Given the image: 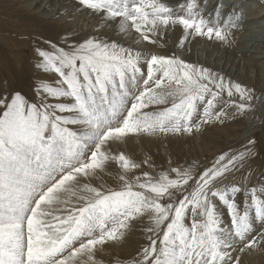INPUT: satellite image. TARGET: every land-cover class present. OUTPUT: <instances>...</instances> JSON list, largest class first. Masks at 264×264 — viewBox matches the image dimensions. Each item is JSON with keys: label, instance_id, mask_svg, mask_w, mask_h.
Instances as JSON below:
<instances>
[{"label": "snow or ice", "instance_id": "obj_1", "mask_svg": "<svg viewBox=\"0 0 264 264\" xmlns=\"http://www.w3.org/2000/svg\"><path fill=\"white\" fill-rule=\"evenodd\" d=\"M264 2V0H262ZM70 29L32 40L31 96L0 92V264H250L264 257V172L249 135L208 164L158 165L127 151L142 139L194 138L237 119L264 123V94L183 59L186 45L232 43L239 15L197 0H70ZM181 30L175 50L168 38ZM111 31L122 39H110ZM107 178V179H106ZM256 179V183L251 181ZM111 180V183L108 181Z\"/></svg>", "mask_w": 264, "mask_h": 264}, {"label": "rangeland", "instance_id": "obj_2", "mask_svg": "<svg viewBox=\"0 0 264 264\" xmlns=\"http://www.w3.org/2000/svg\"><path fill=\"white\" fill-rule=\"evenodd\" d=\"M179 2H181V0H168V3L172 6H176ZM197 3L203 7L204 15L206 17L210 13L214 14L217 7L220 6L222 22L227 19L229 15L240 16V19L236 21L237 28L232 29V43L230 45H223L220 42L215 41H206V39H197L206 42L207 45L209 44L210 46L217 47L222 52H228L226 55L223 53V57L234 55L232 59L237 62L236 65H238V63L239 65L242 64L241 66L238 65L239 68L236 70H238L240 74L242 72L246 79L244 77V80H240L234 76H228L227 73L214 68L212 63L211 65H207L204 62H200L199 55L196 56L194 54V56H190L193 60L187 61L185 57L186 52L188 55L192 52L195 53L193 46L197 44L198 40L194 42V45H192L193 41L191 44H188L190 48L186 45L187 48L185 49V54H183V59L187 62L209 67L222 74L224 73L226 77H230L236 82H240L241 84L253 88L257 95L264 94V2H262V0H197ZM253 3H255L254 7L252 5ZM0 4V92H3L5 88H7L8 91L22 89L25 93L31 96L30 87L33 81H38L40 74L33 68L32 40L20 39L19 37L21 35H26L28 37L38 35L56 40L62 33L73 28L76 29V27L67 26L64 23L56 22L54 19L46 18L42 16V14H37L34 11L35 9L33 10L25 7V5H23L21 1L19 2V0H0ZM246 5H248V8L250 9L247 8V10H243ZM257 12H259V16H257L260 19H255L256 16L253 15ZM12 23H14V25ZM174 33H179L180 37L181 30L176 29ZM86 34V32H82L76 38L79 39ZM249 34L251 35V38H246L245 36ZM4 35L10 41H3ZM242 38H244V40ZM250 39L251 41H247ZM172 40L173 39L171 38L168 39L169 42ZM172 42L168 43V48L165 50L166 53L164 54H170L175 50V47H173L174 41ZM196 48L197 47H195V49ZM15 56L19 57L20 62L16 61ZM245 60L248 61V65ZM253 61L254 63H252ZM262 69L263 72L261 71ZM244 70L246 71L243 73ZM258 71L261 72V74ZM262 79L263 82L261 83ZM256 116H258L261 121H264V106L260 107L256 112ZM249 135H253L257 138V148L260 152V155L251 162L255 177L258 173L264 172V123L256 121L249 123L248 120L242 118L227 122L223 126L210 127L202 135L194 138L170 139L166 144L165 142L156 140V145L153 147L148 148L147 146L135 150L132 146L128 145L127 148L131 151H127L135 154V158L138 160L143 158L142 155L149 154L158 165L166 166L167 156H171L174 162L182 163L184 161L191 162L192 160H196L200 164H208L217 156V154L228 150L230 147H238ZM196 144L200 146H196ZM108 182L111 183V180ZM251 183L255 184L256 179L253 178ZM136 243L137 240L134 234L129 238L128 243L125 246L110 249L109 253L102 256V259L106 261V264H113V261L116 258L126 259L135 251ZM254 259L258 260L259 264H264V257L259 255L251 257L250 264H254Z\"/></svg>", "mask_w": 264, "mask_h": 264}, {"label": "bare ground", "instance_id": "obj_3", "mask_svg": "<svg viewBox=\"0 0 264 264\" xmlns=\"http://www.w3.org/2000/svg\"><path fill=\"white\" fill-rule=\"evenodd\" d=\"M14 1V0H13ZM22 2V4L23 5H25V7H27V8H31V9H35L34 11H35V13H37V14H42V16H44V17H46V18H49V19H54V20H56V22H60V23H64V24H66L67 26H72V27H76V29H80V28H83L85 31L84 32H86V33H88V32H91L92 31V27L94 26V24H95V21L94 20H91V19H89V18H87V14L85 13V14H83V15H80V16H78V18H77V20L74 22V23H69L68 22V15H70L71 14V8L69 7V3H70V0H19V2ZM11 4V3H10ZM1 5V4H0ZM253 5V7L255 6V3H253L252 4ZM18 7H19V5H18ZM247 8H248V5H246V6H244V8H243V10L244 9H246L247 10ZM16 9V8H15ZM248 9H250V8H248ZM257 9H259V8H257ZM257 9H256V11H257ZM66 11V12H68V15H65V16H62L59 20H57L56 18H55V16H56V14L58 13V12H60V11ZM21 11V10H20ZM245 12V11H244ZM34 13V12H33ZM258 13L259 12H257V13H254L253 15H255L256 16V18L255 19H258L259 17V15H258ZM262 13V12H261ZM12 15H14V14H12ZM248 15V14H247ZM258 15V16H257ZM261 15V14H260ZM12 17V16H11ZM263 17V16H262ZM1 18V17H0ZM3 18V17H2ZM6 18V17H5ZM9 19H11V18H9ZM260 19V18H259ZM4 22V21H3ZM7 22V21H6ZM13 22V21H12ZM15 22V21H14ZM17 23V22H16ZM13 25H14V23H12ZM3 25V24H2ZM52 25V24H51ZM11 26V25H10ZM6 27V26H5ZM15 28V27H14ZM9 30V29H8ZM11 30V29H10ZM10 33V32H9ZM0 34H1V31H0ZM258 34V33H257ZM103 35H106V36H108L110 39H122L121 37H118V36H116L113 32H111V31H107V30H105L104 32H103ZM253 35H255V34H253ZM253 35H252V37H253ZM259 36H260V34H259ZM262 36V35H261ZM178 37H179V33H172L170 36H169V38H171V39H173L172 41H174V44H175V42L178 40ZM246 38H248V37H250L251 38V35L249 34V35H246L245 36ZM168 38V39H169ZM243 40H244V38H242ZM10 41L9 39H7L6 38V36L4 35L3 36V41ZM198 40V42H197V44H195L194 45V42H196ZM258 40V39H257ZM172 41H168V43H171ZM207 41V40H206ZM247 41H251V39L250 40H247ZM243 42V41H242ZM191 44V43H190ZM172 45H173V42H172ZM192 45H194L193 46V50L195 51V53L194 52H192L191 54H187V52H186V54H185V57H186V60L187 61H189V60H193L192 59V57H190V56H194V54L196 55V56H198L199 57V59H200V62H204V63H206L207 65H211V63L213 64V66H214V68H216L217 70H220V71H222V72H224V73H227L228 74V76L230 75V76H234L235 78H237V79H240V80H244V77H245V75L244 74H242V72H241V74L238 72V70H236L237 68H239V66H241V65H239V63H238V65H236L237 64V62L236 61H234L232 58H233V56H230V57H223L222 55H223V53L226 55V53H228V52H222L221 50H219L217 47H215V46H210L209 44L207 45V43L206 42H202V41H200L199 39H195V40H193V42H192ZM24 46V45H23ZM26 46V45H25ZM189 46V45H188ZM174 47V46H173ZM195 47H197L196 49H195ZM186 48H187V46H186ZM189 48H190V46H189ZM212 48V49H211ZM175 49V48H174ZM245 49V48H244ZM172 50V49H171ZM223 50V49H222ZM166 53V52H165ZM245 53H246V51H245ZM232 54V53H231ZM247 54V53H246ZM16 57V56H15ZM197 57V58H198ZM16 59V61H18V62H20V60H19V57H16L15 58ZM15 61V60H14ZM246 61V60H245ZM243 62V61H242ZM247 62V65H248V61H246ZM245 62V63H246ZM252 63H254V61L252 62ZM246 65V64H245ZM246 65V66H247ZM246 68V67H245ZM259 68V67H258ZM257 68V69H258ZM263 68V67H262ZM248 70H250L249 68H247ZM252 69H254V68H252ZM264 69V68H263ZM263 69L261 70L262 72H263ZM246 70H244L243 71V73L245 72ZM260 71V70H259ZM258 71V72H259ZM249 72V71H248ZM251 72V71H250ZM223 73V74H224ZM247 73V72H246ZM256 73V72H255ZM260 74H261V72H259ZM248 76V75H247ZM258 76H260V75H258ZM264 76V75H263ZM261 77V76H260ZM251 78H252V76H251ZM245 79H246V77H245ZM258 80V79H257ZM261 80V79H260ZM254 81V80H253ZM263 82V79H262V81H261V83ZM249 83V82H248ZM248 83H246V84H248ZM256 84V83H255ZM176 140V139H175ZM155 141L156 140H149V139H147V138H145V139H142L139 143H132V142H130L129 143V145L130 146H132L133 147V149L135 150V149H137V148H144V147H147L148 146V148L149 147H153V146H155L156 144H155ZM157 141H159V140H157ZM158 143V142H157ZM178 143V142H177ZM198 143V142H197ZM164 144V143H163ZM198 144H196V146H197ZM157 146H159V145H157ZM164 146V145H163ZM166 146V145H165ZM198 146H200V145H198ZM160 147V146H159ZM164 148V147H163ZM127 150H129V151H131L130 149H128L127 148ZM141 150V149H140ZM139 152V151H138ZM143 156V155H142ZM250 259V258H249ZM253 262H254V264H256V262H257V264H259V261L258 260H256V259H254L253 260Z\"/></svg>", "mask_w": 264, "mask_h": 264}]
</instances>
